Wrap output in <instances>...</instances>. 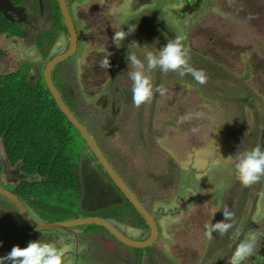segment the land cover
<instances>
[{
  "label": "rangeland",
  "instance_id": "374dc122",
  "mask_svg": "<svg viewBox=\"0 0 264 264\" xmlns=\"http://www.w3.org/2000/svg\"><path fill=\"white\" fill-rule=\"evenodd\" d=\"M38 1L35 0L37 6ZM43 1V15L38 23L37 6L31 0L22 4L29 14L21 16L19 10L14 12L24 28L27 24L28 33L23 39V46L19 45V40L0 34L1 74L19 71L17 74L21 76L22 66L26 65L29 69L28 80L34 81L38 76V61L47 58L35 42L34 31L37 34L48 33L52 27L49 1ZM233 4L229 5L231 11L225 19H219L217 13L211 10L202 12L201 18L195 22V28L199 30L198 38H194L189 31L186 40L183 39L184 46L190 49L189 63L205 71L207 83H197L190 74L180 77L175 72L163 73L153 82V86L162 85L167 89L165 94L155 93L150 102L139 108L132 102V82L128 76L132 69L128 61L114 82L113 75L101 69L99 60H96L97 71L87 78L94 80L91 84L82 78L78 69L61 65L62 75H66L67 70L72 72L73 82L77 85L78 81L80 85L83 97L80 99L74 89H67L73 100L78 99L74 106L80 110L79 119L86 123L111 163L122 172L145 204H152L155 214L161 213L165 224L162 235L165 241L160 239L155 245L140 251L123 245L102 228L83 226L86 231L80 233V238L89 241L91 250L90 253L86 251L81 262L227 264L239 243V240L230 238L231 233L239 228L242 233L240 239L250 231H256L260 237L254 255L243 264L264 263V259H257L258 256L264 257V177L251 187H243L236 178L235 170L240 153L257 145L264 151V0H234ZM99 5L103 8V14L111 16L112 11L102 1L95 6V11H99ZM81 9L84 18H87L91 10L83 4ZM250 16L254 18L250 19ZM164 21V17L158 16L153 27H145V32L140 28L128 35V41L139 47L135 54L145 64L149 48L159 52L169 39L179 35L180 30L174 29L171 23L166 24V32L159 33L165 28L159 27ZM115 24L120 27L118 20ZM216 26L222 27L223 31L216 32ZM94 32L99 39L98 31ZM165 34L166 37L161 36ZM219 34H228L224 40L227 45H219ZM112 37L108 36L106 41ZM65 40L64 34L58 33L50 54L61 50ZM18 45L19 50H16ZM112 45L107 48L96 41L88 44L90 49H117L115 44ZM154 50L151 52L155 53ZM109 60L113 67L114 59L109 57ZM85 63L91 64L89 60ZM77 67L81 69L79 65ZM198 112L204 114L202 118L195 117ZM187 115L193 118L178 123L181 117ZM110 120H115L111 123L112 127L117 126L112 132L108 127ZM193 128H198V131L194 133ZM80 144L84 145L81 138L79 141L73 139L74 147H78V150L75 148L78 156L77 151L82 149ZM79 158L84 183L80 199H77L74 190L66 191L62 197L41 190L40 194L49 201L37 206L40 215L28 207L31 214L44 221H57L62 216L69 219L86 216L84 212L104 215L100 212L104 207L110 208L124 202L123 196L115 184L104 176L87 146ZM11 168L5 161V176L1 177V182L8 179ZM13 183L17 184V179ZM92 192L94 194L91 196ZM7 201L11 202L0 195V249L6 250L0 251V257L6 256L14 246L24 248L32 241L52 243L63 251L76 244L75 234L78 235L79 230L72 235V231L61 229L25 227L19 210ZM225 207L234 213L233 229L223 236L214 233L208 239L206 226L223 220L222 210ZM115 210L119 212L118 208ZM123 218L127 219L125 216ZM134 220L139 221L136 217ZM129 221H133L132 216ZM118 226L132 237L141 234L133 225L128 226L130 228L122 224ZM147 232L148 229L142 233L143 237ZM78 245L84 246L82 242H78ZM67 257L72 264H76V256L71 254Z\"/></svg>",
  "mask_w": 264,
  "mask_h": 264
},
{
  "label": "flooded vegetation",
  "instance_id": "af4514ba",
  "mask_svg": "<svg viewBox=\"0 0 264 264\" xmlns=\"http://www.w3.org/2000/svg\"><path fill=\"white\" fill-rule=\"evenodd\" d=\"M26 1L27 0H22L21 4H19V3L16 4L11 0H0V10H2L7 17H10L12 19V21H14L18 24H22L21 21L18 20L19 16L17 14H14V12H17L19 10V13H22L21 16L23 14H29V11H27V8L22 6V4L25 3ZM31 1L35 4V0H31ZM48 1H49L48 9H49V14H50V19L52 22V27L48 33L52 36L53 40H55V38L58 37V33H59V35L64 34V36L66 37V40H65V43L62 46L61 50H58L57 52L53 53L52 55L50 54V52H45L47 50V48H46L47 44H45L42 47L43 49L37 45L39 47V49H41L43 51V56L44 57L46 56L47 59L44 58V59L38 61V67H37L38 76H36V78H40V77L43 78V73H44L45 67L47 65V62L50 59H52L57 54H61V53L66 52V50L69 47L70 38H71V36L68 32V28L65 25L64 18L60 12L58 0H48ZM100 1H102L106 5V7L109 11H112L111 16L108 17L102 13L103 8H100V7H102L101 5H99V8H100L99 11H95L97 8V7L95 8V6H97L98 2H100ZM43 2H44L43 0H39L38 6L35 4L37 6V11H36V22L37 23L39 21H41L40 17H42V15H43L42 14L43 5H44ZM66 2L68 3L69 11H70L72 21L74 24V28H75V32H76V44L77 45H76V49H75L74 53L71 56L62 60L61 62H59L56 65V67H54V69L52 70V78H53V81L55 82V84L57 85L58 89L60 90L62 97L67 99V100H65V99L64 100L66 101V103L69 106L70 105L74 106V104H75L74 102H76L78 99L83 98V97L81 94V90L79 88L80 85L78 84V81H76L77 85L73 82V79H72L73 73L67 70V74L62 75V72L60 71L61 65L66 64V66H68V69H75V68L78 69V71L81 73L82 78H84L89 84H91L94 80H90V79L87 80V78L90 74H94L95 71H97L98 65L96 64L97 63L96 60H100L104 56H106L110 53L111 55H109V57L114 59L113 60L114 66L111 67L110 70H105V71H108V74L113 75V81L116 82V80L118 79V75L120 73H122L121 69L123 68L124 63L127 61L126 57L131 53H135L137 51V49L139 48V47L136 48L134 45H132L128 41V36L125 38V40L123 42H121V46L119 48L116 46L117 49H115V50H111V49L102 50L103 48L90 49L88 46V44L90 42H92V43H94L95 41L101 42L105 47L110 48L113 46L112 44H114V43H113L112 39H109L107 41H106V39L108 36H110V37L113 36L112 34H114L115 31H119V30L120 31L121 30L127 31L128 26L130 24H134V25H136V30L143 28V32H145V27L151 28L154 26L155 20H156V18H158V16L160 18H163V17L165 18V21L162 22L159 26V27H165V28L163 30H159L158 31L159 33H162L163 31L166 32V24L171 23L174 29L177 28L178 30H180V32L178 34L180 36H182L185 40L188 36L189 31L192 33L194 38H198L196 35H198L199 30H197L195 28V22L199 18H201L202 12H204V11L207 12L208 10H211V11L217 13L219 19H225L227 17L228 13L231 11L228 0H225V1L224 0H66ZM82 4L91 10V13L89 14V16L87 18H84V13L81 11L82 10L81 9ZM56 6H58V10H57ZM232 6H234V4ZM110 9H113L114 11L110 10ZM7 11H10L12 13L7 14L6 13ZM108 13H110V12H108ZM89 19H90V22H89ZM117 20L119 21L120 27H117L115 24V22H117ZM79 21L81 22V24H79ZM207 22L208 21H206V23ZM209 22H211V20H209ZM113 23L115 24V27H112ZM91 26L94 29H92ZM110 27H112V30L110 29ZM20 28L22 30V34L18 33V35H14V36L8 35L6 32H1L0 34H4L5 38H15V39L19 40V45L23 46L25 44L23 39L26 38V33H28L27 24L25 25V28L23 27V25ZM215 29H216V32H218V33L223 31V28L220 26H216ZM95 30L98 31L99 39L95 35V32H94ZM205 30H206V26H205ZM34 34H35V31H34ZM161 36L166 37V34L161 35ZM33 37H35V36L33 35ZM227 37H228V34H219L218 43L220 46L227 45L224 42V40ZM228 42H229V40H228ZM19 45L15 48L16 50H19ZM135 45H137V44H135ZM49 50L51 51V48ZM152 50H154V49L149 48V51H152ZM207 50H208V48H207ZM142 51H143V49H141V52ZM154 51H155L154 54H158L157 50H154ZM87 60H89L91 62V64L87 65L85 63ZM77 65H79L81 67V69H79V67H77ZM161 74H163V72L159 68H157L153 72H151L150 75L152 77V82H155L156 75L158 78ZM36 78H35V80H36ZM121 79H123L122 81H124L123 77ZM130 82H131V80H130ZM123 84H121V85H123ZM126 86L128 87V85H126ZM68 88H72L76 91V94L78 97L77 100H73L71 98L70 94L67 91ZM104 98L106 100L105 103H107L108 98L106 96ZM102 99H103V97L100 100H102ZM74 108H75L74 109L75 114L78 116L80 113V110L76 106H74ZM112 121H115V120H110L109 125H108L111 132L113 130H116V127H117V126H115V127L111 126ZM113 166L120 173V175L125 179V181L128 183L126 178L122 175V172L115 165H113ZM11 167H16V168H11ZM10 168H11L9 171L10 175H9L8 179H6V181H4V182L3 181L1 182V180H0V185L4 186L10 190L15 189L16 184L13 183V182H15V179H17V182H19L20 180L23 181L24 179H29V180H37L38 179L37 175L32 174V173H28L23 168L21 169L20 167H17V165H10ZM3 169H4V167H3ZM3 169L0 173V179H1V177L3 178L5 176L4 175L5 170L3 171ZM107 180L109 182L110 181L113 182L109 178H107ZM116 189L121 194V196H123V194L120 192V190L117 187H116ZM132 189L134 190V188H132ZM13 192L16 193L15 190ZM134 192H135V190H134ZM96 193H99V192H96ZM16 194L18 195V193H16ZM93 194H94V192L91 193V196ZM136 195L139 197V199L142 201V203L146 206V208L150 211V213L153 214L155 221L158 225L159 237H158V240L153 245H155L160 239L162 242L165 241V237H162V235L165 231V224L163 223L164 221L162 219L161 213L155 214L154 212H152V207H153L152 204L146 205L145 202L142 200V198L139 196V194L136 193ZM93 198H95V197H93ZM123 200L125 201L124 196H123ZM7 202H9V201H7ZM23 202L25 203V201H23ZM97 202H98V200H97ZM9 203L16 207V205L13 202H9ZM160 208L164 211V207L161 206ZM107 209H109V206L104 207L103 210L100 212L103 213ZM33 210H35L37 212V215H40V213L37 211V209H33ZM182 210H185V209H182ZM84 213L86 216L98 215L97 212H84ZM31 215L34 218L39 219L35 215H33V214H31ZM100 215H102V214H100ZM178 215H181V213ZM102 216L105 217L104 215H102ZM123 216L124 215H122V217ZM20 217L22 218L21 215H20ZM125 217H127V219H124V218L121 219L120 218L121 219L120 222L118 221L116 223L125 225L127 228H130V227H128L130 225H128L126 222L129 217L128 216H125ZM72 218H75V217H72ZM106 218H108V217H106ZM138 219H139V223L137 224V222H136L137 225L134 227L136 228L137 231L139 230V232L141 234L136 235L134 237L142 238L144 236V234H142V233H144L148 229V227H143L142 225H145L146 223L145 222H144L145 224L142 223V220L139 217H138ZM39 220H41V219H39ZM111 220L115 222V219L113 220V218H112ZM23 222L25 224V227H28L26 225H30L29 223L24 221V219H23ZM89 226H95V225H89ZM137 227H139V228H137ZM97 228H101V227H97ZM102 229H104V228H102ZM61 230L72 231L73 232L72 235L75 234V232L77 230H79L77 233L78 235L75 234V236H76V238H75L76 244L74 245L75 247L74 246L71 248L66 247L67 249H65L63 251L65 253V257H64L65 264H72L69 257H67L71 254L77 257L76 258V260H77L76 264H87L85 261L81 262V258L86 253L87 250H89V253H90L91 245H90L88 240L84 241L80 238V233L85 232L86 229L85 228L83 229V226H76V227H69L67 229H61ZM104 230H106V229H104ZM107 233H109V232L107 231ZM148 233H149V229H148L147 234ZM146 237H147V235L143 238H146ZM78 242H82L84 244V246L81 247V245H78ZM123 245H125V244H123ZM132 248H134V247H132ZM135 249L140 251V249L144 250L145 248H135ZM0 251H6V250L0 249ZM89 256H90V254H89ZM89 256H88V258H89ZM88 258H87V260H88ZM7 263H9V262H7ZM100 263L101 264H108L105 262H100ZM259 264H264V263L259 262Z\"/></svg>",
  "mask_w": 264,
  "mask_h": 264
},
{
  "label": "trees",
  "instance_id": "16d2710c",
  "mask_svg": "<svg viewBox=\"0 0 264 264\" xmlns=\"http://www.w3.org/2000/svg\"><path fill=\"white\" fill-rule=\"evenodd\" d=\"M11 1L22 3V0ZM56 8L58 10V6ZM20 27L22 24L12 21L0 10V33L6 32L13 36L22 34ZM34 36L40 48L47 44L45 52H49L54 41L52 36L46 32H38ZM22 71L21 76L17 74L19 71L7 75L0 73V173L6 161L38 176L37 180H20L14 189L21 200L25 201L26 206L32 209H37V206L49 201L40 194L41 190L60 197L64 196L66 191L74 190L77 199H80L84 192V183L79 156L82 150H86V145L80 144L82 149L77 151L78 156L75 151L78 147H74L73 139L79 141V138H83L60 110L44 79L40 77L34 81L28 80L29 69L26 65L22 66ZM70 107L75 112L74 106ZM91 159L93 160L92 157ZM97 165L104 176L110 179L101 165ZM115 208H118L119 212ZM103 213L105 217L115 219V222L123 219L122 214L129 218L132 216L133 221H129V218L126 221L130 226L139 223L138 221L136 224L135 217H139L142 223L145 222L126 199L123 203L110 206ZM65 219L69 218L62 216L58 220ZM142 226L147 227V224Z\"/></svg>",
  "mask_w": 264,
  "mask_h": 264
},
{
  "label": "clouds",
  "instance_id": "9594fccd",
  "mask_svg": "<svg viewBox=\"0 0 264 264\" xmlns=\"http://www.w3.org/2000/svg\"><path fill=\"white\" fill-rule=\"evenodd\" d=\"M233 3L234 0H229L230 6ZM249 18L254 17L250 16ZM135 30L136 25L130 24L127 31H115L112 37L113 43L119 48L121 42L128 35L134 33ZM183 39L182 36L176 35L173 39L168 40L166 46L160 49L158 54L151 51L147 52L145 56L146 64L135 53H131L126 57L132 69L128 72V76L132 82V102L135 107L139 108L150 102L155 93L164 95L167 91L162 85L155 88L153 86L150 73L157 68L165 74L169 72L178 73L180 77L190 74L197 83L201 85L207 83L208 77L205 71L196 69L189 63L190 49L184 46ZM109 55L111 54L109 53L99 60L101 69L107 70L111 67ZM203 115V113L198 112L195 117L202 118ZM192 118V115L183 116L178 120V123H184ZM192 131L195 133L198 128H193ZM235 170L236 178L243 187H251L260 182L261 178L264 177V151L261 150V147L257 145L251 150L240 153L235 163ZM222 212L223 220L206 226L205 235L208 239L212 238L213 233L223 236L228 234L230 229H233L235 223L234 213L227 207ZM241 234L239 228L231 233L230 238L234 241L239 240V243L236 244L227 264H243L255 253L260 238L259 234L256 231H250L243 239H240ZM64 257L63 250L58 249L54 244L38 240L29 242L28 246L24 248L14 246L6 256L0 257V264H6V262H9V264H65ZM257 259H264V257L258 256Z\"/></svg>",
  "mask_w": 264,
  "mask_h": 264
},
{
  "label": "water",
  "instance_id": "95a60500",
  "mask_svg": "<svg viewBox=\"0 0 264 264\" xmlns=\"http://www.w3.org/2000/svg\"><path fill=\"white\" fill-rule=\"evenodd\" d=\"M58 5L71 38H70L69 47L66 50V52L55 55L52 59H50L47 62V65L43 73L44 82L46 83L50 93L52 94L53 98L58 104L60 110L66 115L69 121L81 134L89 152L98 161V163L101 165L103 170L108 174L110 179L113 181L115 186L120 190V192L123 194L125 199L128 200L132 204V206L137 210V212L142 216L145 223L147 224L149 233L147 234L146 238L132 237L131 235L126 234L124 230L120 226H118L119 224L117 225V223L112 221L111 219L100 215L81 216V217L65 219L62 221L39 220L31 215L26 204L12 190L0 185V195L6 197L11 202H13L17 206L20 215L22 216L24 221H26L33 227L50 230V229H67L69 227H76V226L95 225V226L103 227L111 235H113L118 241L122 242L127 246L134 248L150 247L158 240L159 237V228L153 214L150 213V211L146 208V206L136 195L134 190L120 175V173L115 169V167L113 166L109 158L106 156L103 149L100 147L95 136L90 132L88 127L79 119V117L75 114V112L71 109V107L66 103V101L62 97L60 90L53 81L52 70L59 62L71 56L74 53L77 45L76 32L69 11L68 3L66 2V0H58Z\"/></svg>",
  "mask_w": 264,
  "mask_h": 264
},
{
  "label": "crops",
  "instance_id": "0c3cea01",
  "mask_svg": "<svg viewBox=\"0 0 264 264\" xmlns=\"http://www.w3.org/2000/svg\"><path fill=\"white\" fill-rule=\"evenodd\" d=\"M130 230V229H129ZM127 231V230H126Z\"/></svg>",
  "mask_w": 264,
  "mask_h": 264
}]
</instances>
